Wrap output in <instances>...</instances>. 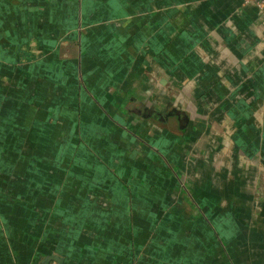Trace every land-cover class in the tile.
<instances>
[{
    "label": "crops",
    "instance_id": "0c3cea01",
    "mask_svg": "<svg viewBox=\"0 0 264 264\" xmlns=\"http://www.w3.org/2000/svg\"><path fill=\"white\" fill-rule=\"evenodd\" d=\"M0 264H264V10L0 0Z\"/></svg>",
    "mask_w": 264,
    "mask_h": 264
},
{
    "label": "built area",
    "instance_id": "2783aa9c",
    "mask_svg": "<svg viewBox=\"0 0 264 264\" xmlns=\"http://www.w3.org/2000/svg\"><path fill=\"white\" fill-rule=\"evenodd\" d=\"M245 2H252L254 3L258 8L264 10V0H244Z\"/></svg>",
    "mask_w": 264,
    "mask_h": 264
},
{
    "label": "rangeland",
    "instance_id": "374dc122",
    "mask_svg": "<svg viewBox=\"0 0 264 264\" xmlns=\"http://www.w3.org/2000/svg\"><path fill=\"white\" fill-rule=\"evenodd\" d=\"M184 187L189 191V188L187 186L184 185Z\"/></svg>",
    "mask_w": 264,
    "mask_h": 264
}]
</instances>
